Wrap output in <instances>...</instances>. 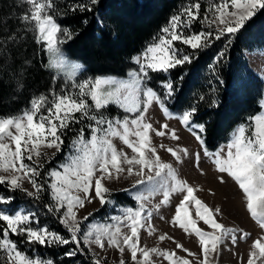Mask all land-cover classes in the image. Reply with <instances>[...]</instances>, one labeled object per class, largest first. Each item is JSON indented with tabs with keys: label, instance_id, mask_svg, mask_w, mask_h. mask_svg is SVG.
<instances>
[{
	"label": "snow or ice",
	"instance_id": "6c2138e0",
	"mask_svg": "<svg viewBox=\"0 0 264 264\" xmlns=\"http://www.w3.org/2000/svg\"><path fill=\"white\" fill-rule=\"evenodd\" d=\"M98 3L99 0L71 3L61 13L56 0H19L20 7L27 6L18 17L22 30L31 32L47 55L43 65L46 69H65L62 46L79 35L62 26L57 16L91 12ZM260 13H264V0H207L206 6L201 0H187L142 52L131 57L136 67L127 72V78L97 76L76 81L73 76L81 65L72 64L73 73L58 90V77L53 75V87L47 92L34 94L21 112L0 116V264H57L52 257L29 255L21 244L61 248L64 257L84 255L89 264H106L101 253L108 249L118 251L119 264H155L154 256L162 257L167 264H218L215 258L227 242L238 246L239 241L251 238L248 231L222 224L219 217L223 210L199 199L195 195L199 189L180 179L173 164L161 158L150 133L173 141H179L181 136L168 123L154 127L148 116L153 108L165 120L175 119L191 133L203 157L218 173L219 183L231 181L238 186L246 212L264 233V111L249 116L247 123L233 130L225 145L209 151L208 126L197 117L199 104H190L178 115L171 112L168 101L176 95V82L161 76L192 64L200 54L214 48L215 42L223 41V48L208 65L215 71L216 63L224 59L228 48L247 36ZM19 39L18 34L0 37V54ZM154 79H158V85ZM183 79V75L178 77L181 82ZM20 86L18 80L17 90ZM205 99L198 97L199 101ZM217 104L213 99L208 106ZM112 105L123 115H106ZM261 108L264 109V100ZM68 133H73L67 145L71 151L56 164ZM113 138L131 149V155L123 148L118 150ZM159 147L177 163H182L184 157H193L184 147ZM48 150H52L51 155ZM194 161L200 168V152L194 154ZM130 178L133 182L122 190L133 193L135 208H124L121 215L109 218L111 223L89 222L85 226L93 213L80 217L78 211L97 200L102 207L114 205L113 190L108 185ZM25 182L30 189L24 187ZM17 192L33 203H42L46 215L51 214L63 231L42 224L37 211L16 205ZM173 194H179L174 214L160 219L194 236L198 252L190 251L167 233L159 235L158 240L172 241L175 249L140 246L142 228L149 235L156 231L151 224L153 211L147 210V203L161 195L159 203L153 205L158 212L170 205ZM201 221L203 227L198 226ZM122 228L128 232H122ZM176 250L187 255L181 256ZM243 264H264V234L252 240Z\"/></svg>",
	"mask_w": 264,
	"mask_h": 264
},
{
	"label": "trees",
	"instance_id": "16d2710c",
	"mask_svg": "<svg viewBox=\"0 0 264 264\" xmlns=\"http://www.w3.org/2000/svg\"><path fill=\"white\" fill-rule=\"evenodd\" d=\"M81 2L88 0H56V5L63 13L69 4ZM201 2L206 6L207 0ZM184 3L187 0H99L91 12H68L57 16L62 26L79 33L62 46L63 54L83 66L78 76L80 80L97 76L124 78L135 68L131 57L142 52ZM26 7H20L19 0H0V37L18 34L21 38L7 45V52L0 54V116L21 112L34 94L45 93L53 87V73L43 66L47 63L46 54L35 42L33 34L22 30L23 24L18 19ZM215 45L192 64L161 74L176 82V95L168 101L171 112L178 115L190 104H199L197 117L208 126L209 151H216L234 127L246 123L249 116L260 111L258 101L263 96V84L250 71L245 53L254 48L264 50V13L254 18L247 36L227 49L226 56L216 63L213 71L208 65L224 44L219 41ZM181 75L184 77L182 82L178 80ZM153 83L158 85V79ZM201 95L205 96V101L198 100ZM213 99L218 104L209 107ZM106 115L122 116L116 114L114 107H109ZM71 138L72 135L65 137L64 151L56 162L63 159ZM16 196V205L37 211L42 224L63 231L51 214L43 219L46 209L42 203H33L19 192ZM47 199L46 195L45 202ZM125 202L134 204L131 199ZM31 249L43 257L54 258L57 264H89V258L84 255L71 259L64 257L61 248L36 246Z\"/></svg>",
	"mask_w": 264,
	"mask_h": 264
},
{
	"label": "rangeland",
	"instance_id": "374dc122",
	"mask_svg": "<svg viewBox=\"0 0 264 264\" xmlns=\"http://www.w3.org/2000/svg\"><path fill=\"white\" fill-rule=\"evenodd\" d=\"M139 55V54H138ZM66 66L63 71L57 72L55 69H50L53 75L58 77L56 86L62 85L67 79L68 75L73 73V69L71 68L72 64H79L76 61L69 60L66 55ZM246 62L255 77H257L263 84V96L261 100H264V50L261 48H254L251 51L245 53ZM47 59V55H46ZM136 67V65L134 64ZM83 71V66L75 70L73 79L76 81H82L78 79L79 74ZM117 78V77H116ZM124 78H127L124 77ZM119 78V79H124ZM69 83L72 81L69 80ZM58 90V89H57ZM261 100L259 102L260 111L259 114L264 109L261 108ZM110 107H114L116 110V114H122L123 111L118 109L115 105ZM149 122L153 123L154 127H159L160 123H168L170 129H176L178 134L181 136L179 141L170 140L166 137H155L154 133H150L153 137V146L157 148V151L161 158L165 162H169L173 164V167L176 169L180 179L187 181L194 188L199 189L195 195L201 199L204 203L209 205L210 207H220L223 210V215L219 217V221L224 224L226 227H236L248 231L251 234V238L247 241H239L238 246H232L230 241L227 242L223 248L221 254L215 258L218 261V264H243L247 260V252L249 250V246L252 243L253 239L258 238L259 235L264 234L261 233V230L255 224V222L250 218V215L246 212V209L241 201V193L238 190V186L234 184V182L229 181L227 184L219 183L214 166L211 162L203 157V150L198 146L197 141L187 130L183 129L181 125H179L178 121L175 119L165 120L162 116V113L158 111L157 108H153L149 110L148 113ZM247 123V122H246ZM245 124V123H240ZM238 124V125H240ZM237 125V126H238ZM236 126V127H237ZM79 127L78 125L76 126ZM234 127V129L236 128ZM228 134L225 141L220 145H225L229 140L231 133ZM73 135V133H68L66 136ZM113 143L116 145L117 149L123 148L127 151L129 155H131V149H128L126 145H123L118 138H113ZM164 144L167 147H184L189 150L190 153L193 154V157L190 159L188 157L183 158L182 163L175 162L174 158L171 157L170 153H167L164 149L160 148L159 145ZM219 146V148H220ZM52 150H48V154L51 155ZM71 150L67 146V152L64 155L67 156ZM200 152L201 153V166L197 168L195 166L194 154ZM64 157L61 161L64 160ZM58 158V157H57ZM55 159L54 163L58 164L61 161H57ZM203 172V174H201ZM133 182V179L130 178L128 180H120L117 182H113L108 186L113 190L112 199L114 201V205H108L106 207H102L98 200L93 202L92 204H87L86 207L80 211H78V216L83 217L86 213L92 212L93 216L89 218L88 222H85V226L87 223H92L94 225L99 224H108L111 223L110 217L121 215L122 210L126 207L135 208L136 204L133 199L132 192H125L122 189L127 188ZM24 187L30 189V185L27 182L24 183ZM131 199L134 201V204L126 203V200ZM160 199H162L161 195H155L151 198V203H147V210L153 211V216L151 219L152 226L156 229L152 235H149L146 228H142L140 230V246L142 247H159L161 249L172 250L175 249V244L170 240L159 241L158 236L164 233L174 237V239L180 243H182L186 248H188L192 252H198L199 246L198 241L194 236L189 237L187 234H184L182 230L173 227L169 223L160 219V216H164L166 218H170L175 211V204L179 202V194H173L171 199V203L169 206L162 207L158 212L153 208V205L159 203ZM20 208L27 209L24 206ZM194 211V209H193ZM48 217V215H44V220ZM198 226L203 227L202 221L199 222ZM122 232L127 233V228H122ZM20 247L27 252L29 255H33L35 252L25 244H21ZM96 251H100L96 249ZM177 253L181 256H186L187 254L181 252L180 250H176ZM102 256L106 257V264H119L120 255L115 249H108L106 253L102 252ZM155 264H167V261H164L162 257H153Z\"/></svg>",
	"mask_w": 264,
	"mask_h": 264
}]
</instances>
